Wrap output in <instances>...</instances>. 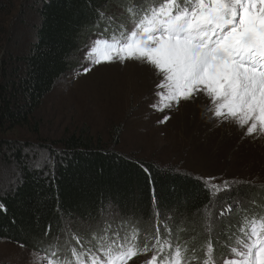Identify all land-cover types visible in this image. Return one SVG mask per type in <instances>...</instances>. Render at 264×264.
<instances>
[{
	"label": "trees",
	"instance_id": "trees-1",
	"mask_svg": "<svg viewBox=\"0 0 264 264\" xmlns=\"http://www.w3.org/2000/svg\"><path fill=\"white\" fill-rule=\"evenodd\" d=\"M141 1L142 7L159 3ZM118 4L125 5L123 0H38L33 41L16 56L9 54L3 64L0 129L15 130L29 123L56 82L76 67L88 37L100 31L103 22L108 23L105 15L115 12ZM114 144H119L118 138ZM21 145L0 137V154L9 151L21 175L17 186L0 193V240L29 248L55 245L47 253L54 251L52 258L60 264H69L74 251L83 254L82 248H90L82 241L83 235L75 240L66 235L69 220L93 223L97 231L103 224H108L107 230L125 226L124 234L114 240H109L114 235L110 233L95 237L92 247L113 241L126 250L139 249L136 259L142 261L144 245L158 238L161 245L165 241L173 244L164 255L174 257V248L179 246L190 264H203L209 244L214 262L222 261L233 254L252 221L264 218V187L253 189L251 199L234 211L238 187L216 193L200 176L122 153L89 128L65 134L48 145L51 166H32ZM150 187L155 190L151 197ZM111 208H116L120 223H106ZM208 210H213L210 226ZM226 210L231 213L224 217ZM220 213L223 216L218 218ZM62 235L70 239L71 248L56 246Z\"/></svg>",
	"mask_w": 264,
	"mask_h": 264
},
{
	"label": "rangeland",
	"instance_id": "rangeland-1",
	"mask_svg": "<svg viewBox=\"0 0 264 264\" xmlns=\"http://www.w3.org/2000/svg\"><path fill=\"white\" fill-rule=\"evenodd\" d=\"M123 2L124 6L118 4L115 12L112 10L105 15L108 23L104 25L103 22L101 30L88 37L86 46L77 56L76 67L56 82L29 123L15 130L0 129V137L23 144L21 147L29 163L41 168L52 165L48 145H54L65 134L89 128L91 134L100 136L109 147L127 155L193 173L208 184L223 188L224 181H228L231 188H239L234 211L240 210L242 204L245 205L243 202L251 199L253 189L264 187V139L257 137L253 140L246 136L242 139V130L235 124L213 126L211 104L203 95L194 102H181L171 112L160 111V101L154 94L159 75L146 64L99 65L84 73L88 64L86 53L98 36L111 38L130 29V0ZM36 4L38 0H0V83L8 55L16 56L35 37ZM166 114L171 118L166 123H158ZM115 138L119 144H114ZM28 142L32 145L28 146ZM5 153L0 154V193L17 186L21 176L17 162L9 151ZM244 187L248 192L242 190ZM230 213L226 210L223 215L227 217ZM212 214L213 210H208V226L213 225ZM223 215L220 213L217 217ZM105 220L106 223L111 220L120 223L116 208L109 209ZM101 228L97 231L93 223L74 219L67 222L66 235H71L73 240L83 235L85 239L82 241L92 246L95 237L110 233L114 235L109 240H114V236L119 237L125 231L124 225L107 230L108 224H103ZM67 236L57 238L56 246L71 248ZM98 239L96 241L101 243ZM240 242L241 239L235 246L237 251L243 249ZM50 246H46L47 249L29 248L0 240V264H49L51 257L47 251ZM228 259H236L235 254L215 264H223ZM139 262L135 259L132 264Z\"/></svg>",
	"mask_w": 264,
	"mask_h": 264
},
{
	"label": "snow or ice",
	"instance_id": "snow-or-ice-1",
	"mask_svg": "<svg viewBox=\"0 0 264 264\" xmlns=\"http://www.w3.org/2000/svg\"><path fill=\"white\" fill-rule=\"evenodd\" d=\"M139 5L140 0H132L129 6L131 27L126 33L94 40L84 73L99 65L146 64L159 75L154 94L160 111L171 112L203 95L211 104L213 126L235 124L242 139H264V0H159L156 7ZM170 118L166 114L158 123ZM224 189L231 190L228 181ZM154 195L150 187V197ZM249 239L242 250L232 249L236 259L223 264H264V221L253 224ZM171 248L172 242L161 245L155 238L143 247L144 264H158V256L164 264H190L179 246L172 260H164L161 253ZM140 254L129 248L94 264H125ZM203 264H215L212 244Z\"/></svg>",
	"mask_w": 264,
	"mask_h": 264
}]
</instances>
